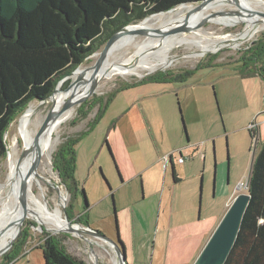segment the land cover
<instances>
[{"label":"rangeland","instance_id":"rangeland-1","mask_svg":"<svg viewBox=\"0 0 264 264\" xmlns=\"http://www.w3.org/2000/svg\"><path fill=\"white\" fill-rule=\"evenodd\" d=\"M226 1L229 5L221 9L219 14L229 21L237 17L233 12L236 7ZM255 9L264 12V7ZM208 11L214 13V9ZM240 15L241 18L231 24L210 22L213 16L200 28L192 29L193 33L185 32L184 36L191 33L190 45L179 40L172 44L171 41L167 44V50L172 62L150 74L189 69L199 60L216 53V61H234L239 50L264 34L263 23L256 22L262 28L235 47L210 44L209 50L219 49L213 53L200 52L197 43L205 42L211 35L237 36L249 19L241 9ZM155 28L156 25L153 26ZM179 35L174 37L180 39ZM143 37L137 35V39ZM99 52L89 56L79 67H91ZM148 72L143 71L142 75L114 73L102 78L95 92L76 106L74 115L63 122L54 134L57 140L53 151L49 159L44 158L42 161L40 172L44 175L43 184L49 203L54 204L53 197L57 198V189L61 190L67 199L61 209L62 216L67 217L71 224L84 227L77 220V215L86 212L89 227L115 242L120 238L127 264H192L195 253L206 243L233 199L239 193H247L244 186L251 164L260 144L264 142V79L243 76L238 72L236 63L202 68L185 82L153 83L118 92L102 115L89 129L86 128L97 109V106H93L87 116H79V109L86 100L90 103L94 101L92 99L105 98L121 83L138 81L150 75ZM72 80L73 77L69 76L59 89L64 91ZM142 96L145 99L134 105L133 102ZM30 104H34L36 117L43 121L52 106V100L30 101L6 128L4 140L7 152L0 159V185L5 183L8 174V153L17 152L20 144V140L19 143L15 140L16 121ZM126 110L129 111L124 115ZM185 110L191 117L194 113L198 116L186 121ZM173 123L178 132L177 138L182 143L180 148L185 147L184 152L188 154L184 164L176 163L178 156L173 154L181 181L173 183L171 167L168 165L161 193L145 197L140 180H132L122 187L123 178L132 174L130 164H147L167 150L173 151L171 148L177 139L174 137ZM86 129L87 132L75 146L76 188L72 189V195L71 189L67 190L59 178L53 157L63 142ZM67 183L70 186L69 181ZM128 187L137 189L140 201L131 205L129 213L125 214L118 210L120 205L117 198ZM169 203H172L173 209L191 204L196 224L190 225L186 233L167 231L169 219L164 218L163 213L164 205L167 204L166 211L170 215ZM86 205L88 207L85 209ZM82 219L85 220L83 215ZM80 233L82 237L69 231H55L25 215L14 241L15 246H18H12L0 255V264H44L42 249L37 246L42 244L47 234L58 237L67 252L84 264H113L111 245L89 233ZM175 245L178 249L173 251ZM9 254L11 259L6 258Z\"/></svg>","mask_w":264,"mask_h":264},{"label":"trees","instance_id":"trees-1","mask_svg":"<svg viewBox=\"0 0 264 264\" xmlns=\"http://www.w3.org/2000/svg\"><path fill=\"white\" fill-rule=\"evenodd\" d=\"M195 1L200 0H0V159L7 152L4 134L13 118L30 101L47 98L62 77L101 50L116 30ZM217 56L208 55L189 69L158 71L121 83L105 98L86 100L79 116H87L88 110L97 106L93 120L87 123L89 129L118 92L145 82H185L202 68L236 63L243 76L264 79V34L239 50L234 61H216ZM88 129L68 138L53 157L54 168L70 192L76 188L75 146ZM172 169L177 181L174 165ZM247 193L250 199L223 264H264V142L253 158ZM82 215L77 220L89 226L86 214ZM118 242L123 245L120 238ZM37 247L42 249L44 264H84L67 252L56 236L47 234ZM6 258L11 259L10 254Z\"/></svg>","mask_w":264,"mask_h":264},{"label":"bare ground","instance_id":"bare-ground-1","mask_svg":"<svg viewBox=\"0 0 264 264\" xmlns=\"http://www.w3.org/2000/svg\"><path fill=\"white\" fill-rule=\"evenodd\" d=\"M210 1L200 7L193 4L179 5L167 12L150 15L137 24L130 25L124 30H121L108 51L105 64L98 72L96 84L98 85L102 78L114 73L142 75L143 71L151 72L158 68L168 66L172 62V59L169 58L167 44L171 43V41H173V44L179 40L180 43L190 45L191 33L184 36L185 32H180V39H178V36L174 37L178 33L166 35V32L182 24H185L191 30L194 29L193 26L196 23L211 14L208 11L209 9H214V13H218L210 22L220 24L236 22V20L241 18L240 9L249 19L246 21L243 31L235 37L230 35H211L205 42L202 43L200 41V43H197L200 52L214 51L209 50L210 44H219L221 46L227 44L232 47L238 46L249 39L254 32L262 28L256 22L264 24V17L260 15L251 16L255 8L264 7L263 0H232L230 3L236 7L235 10L233 9V12L237 14V17L229 21H226L219 14L220 10L229 4H226L224 0ZM155 25L156 28L153 29ZM137 29H146L147 34L144 35L143 39H137V35L132 32ZM191 32L193 33V31ZM129 50H131L129 52L131 55L128 56ZM90 73L91 70H89L85 84L77 88L72 87L67 91L58 89L50 98L42 101L52 100V108L56 113L43 130H40L42 118L36 117L34 104H30L16 121L17 133L15 140L18 143L20 140V144H18L17 152L11 151L8 153V174L5 183L0 185V251L16 235L18 221L23 213L52 230L70 231L76 236L82 237L80 232L71 231V224L62 216L61 209L65 206L67 200L63 192L57 189V198L53 197L54 204L49 203L43 184L44 175L40 172V168L44 158L49 159L53 151L55 141L57 140L54 134L60 129L63 122H66L74 115L77 105H72L63 111L61 107L69 99L79 98L85 93L91 83L89 78ZM78 74L76 72L72 77L75 79ZM37 158L39 162L33 167ZM22 182L25 183L26 189L24 208H22L19 202ZM74 227L77 226L74 225ZM113 251L111 257L113 264H119L117 256Z\"/></svg>","mask_w":264,"mask_h":264},{"label":"water","instance_id":"water-1","mask_svg":"<svg viewBox=\"0 0 264 264\" xmlns=\"http://www.w3.org/2000/svg\"><path fill=\"white\" fill-rule=\"evenodd\" d=\"M208 1H210V0H200V1L190 2V3H183V4H179V5L193 4V5H196L197 7H200V6L204 5L205 3H207ZM227 1L231 2L232 0H227ZM233 1H235V0H233ZM179 5H177V6H179ZM173 8H171V9H173ZM171 9H169V10H171ZM169 10L162 11V12H167ZM154 14H157V13H154ZM216 14H218V13H213V14L206 16L205 18L200 20L198 23H196L193 26V28L194 29L200 28L206 21H209V19L211 17L215 16ZM254 15H260V16L264 17V12L255 9L254 12L251 14V16H254ZM145 18H143L141 20H144ZM141 20L134 22V23L126 24V25L122 26L121 28H119L118 30H116L110 36V38L106 41V43L104 44V46L102 47V49L98 53V57H97L95 63L91 67H88L85 69H80V67L78 66L69 75L62 77L57 82L54 90L52 91V93L47 98H45V99H34V100H39L42 102V101L50 98L59 89V87L61 86L63 81L65 79H67L69 76H72L76 72L79 73L78 76L75 79L73 78V80L69 83L68 87L66 89H64V91H67L72 87L77 88L80 85L85 84L87 81V76H88L89 70H91V73L89 75L91 83L89 84L88 89L79 98L69 99L65 104H63V106L61 107V110L62 111L66 110L67 108L71 107L72 105H79L86 98L90 97L96 89V86H97L96 79L98 76V72L100 71V69L102 68V66L105 64V62L107 60L108 51H109L113 41L116 39V37L118 36V34L121 30H124L125 28H127L130 25L137 24ZM190 30L191 29H189L188 26H186L185 24H182V25H178V26L168 30L166 32V35H173V34H177L180 32H188ZM132 32L136 35H146L147 34L146 29H137V30H134ZM217 50L209 51V52L213 53V52H216ZM95 53H97V52H95ZM150 73L151 72L149 71L147 74H150ZM55 114L56 113L53 111V108L51 106V108L48 110L44 120L42 121L40 130H43L46 127L48 122L54 117ZM171 161H172L171 158H169V162H171ZM38 162H39V159L37 158L36 161L34 162L33 167H35L36 164H38ZM250 170H251V168H250ZM249 177H250V173L248 176L247 183L244 186L246 189L248 188ZM25 190H26L25 189V183L22 182L21 190H20V196H19V202H20L22 208L25 207V201H26ZM249 199H250V195L248 193H243V192L239 193L233 199V201L231 202V204L227 208L225 214L222 216V218L218 222L217 226L215 227V229L213 230V232L209 236L208 240L206 241V243L204 244V246L202 247V249L198 253L197 257L194 259L192 264H223L224 263L230 249L232 248V246L234 244V241H235L236 235L238 233V230H239V227L241 224V220H242V217H243V214H244V211L246 209V206L248 204ZM84 200H86L85 196H84ZM24 217H25V213L22 214V217H21L20 221L18 222V231H17L16 235L14 236L12 241L3 250L0 251V255H2L8 249H10L12 246L15 245L16 242H14V241L18 236V233L20 231L22 223L24 222ZM65 219L67 220V217H65ZM74 225L77 227H74ZM70 226H71V231L89 233L95 237L102 239L103 241H105L109 245H112L111 247L117 256V260H118L119 264H127L124 246L121 245L118 241L115 242L111 239H108L100 231L95 230L89 226L81 227L80 225H78L76 223H72Z\"/></svg>","mask_w":264,"mask_h":264},{"label":"crops","instance_id":"crops-1","mask_svg":"<svg viewBox=\"0 0 264 264\" xmlns=\"http://www.w3.org/2000/svg\"><path fill=\"white\" fill-rule=\"evenodd\" d=\"M153 83L154 82H145V83L138 84V85H135L133 87L124 89L122 91H127V90H130L132 88L134 89V88L140 87V86L143 87V86H146L147 84H153ZM144 99L145 98L142 96V97L136 99L133 102V104L134 105L138 104V102H142ZM128 111L129 110L124 111L123 114L124 115L127 114ZM184 115H185L186 121H188V119H192L193 117L196 118L198 116V114L194 113V116L191 117L188 113V110H185ZM130 118H131V116H130ZM182 123H183V119H182ZM173 130H174V137L177 138L178 132H177V129L175 127V123H173ZM183 130L186 133L184 123H183ZM186 139H187V141H189L187 135H186ZM181 145H182L181 140L179 138H177L175 145L172 146V148H171L173 151H170V149H169L166 152L162 153L161 156H158L156 159H153L152 161L148 162L147 164H143V162L140 163L139 166H137L135 164H130L132 174H130V176L128 178H123L124 181H123L122 187L128 185L129 182L132 180H134L135 182L137 180H140L143 183V187H144V191H145V194H144L145 197L147 195L157 194L158 192L161 193V189L163 188L162 186L164 184V176L166 175L168 165H170V167H171L170 173H171L173 183H177V182L181 181L180 174L177 173V171H176V163L177 162L175 163V161L173 159V155H171L174 152L178 151V149H184L185 148V147L180 148V147H182ZM175 148H177V149H175ZM170 156L172 157L173 163L169 162V159H168V164L166 166H164L165 165L164 160ZM184 161L182 163H178V164H184ZM172 165H174L175 176L178 179L177 181L174 180ZM84 196L85 195H83V198H84ZM162 196H163V194H162ZM142 199H144V198L142 197ZM117 201L120 205V206H118V208H119L118 210L123 211L125 214H128L129 213V207L135 203H138V201H140V198H139L138 193H137V189H134L133 187H128L126 189V191L122 192L118 196ZM87 207L88 206L86 205L85 209ZM169 207H171L169 210L170 215H169V212L166 211V208H168L167 204L164 205V213H163L164 218L166 217L167 219H169L167 221V222H169V223H167V231L168 232H170V230H179V231H184L186 233V229L190 225L196 224L195 216L193 214V210H191V208H192L191 204L187 205L185 207L173 209L172 203H171V205L169 203ZM85 214H86V212H85ZM165 214H166V216H165ZM77 216H79V215H77ZM168 216H169V218H168ZM198 218L200 219L199 216H198ZM185 226H186V228H185ZM203 246H204V244H203ZM202 247H201V249H202ZM153 249H155V246L153 247ZM177 249L178 248L175 245V247L173 248V251H176ZM201 249H199V251H197L195 253V255H194L195 258L197 257V255ZM173 255H175V254H173ZM188 263L189 262H187V264ZM171 264H173V263H171Z\"/></svg>","mask_w":264,"mask_h":264},{"label":"built area","instance_id":"built-area-1","mask_svg":"<svg viewBox=\"0 0 264 264\" xmlns=\"http://www.w3.org/2000/svg\"><path fill=\"white\" fill-rule=\"evenodd\" d=\"M185 149H179L178 151L174 152L173 154H177V159H176V162L178 163H182L184 160H185V157L188 155L186 152H184ZM171 154V155H173ZM171 158L172 160V157H168L166 158L164 161H165V165L166 166L168 164V159Z\"/></svg>","mask_w":264,"mask_h":264}]
</instances>
